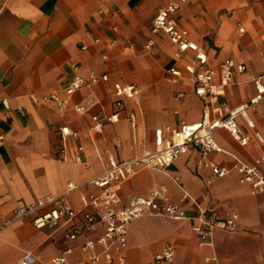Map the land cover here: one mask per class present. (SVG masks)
<instances>
[{
  "label": "crops",
  "instance_id": "1",
  "mask_svg": "<svg viewBox=\"0 0 264 264\" xmlns=\"http://www.w3.org/2000/svg\"><path fill=\"white\" fill-rule=\"evenodd\" d=\"M169 2L180 4L177 24L212 59L246 65L220 99L229 109L246 103L263 71L264 0H0V264H13L26 252L36 257L35 264H54L52 259L61 255L62 264H120L119 259L154 264L153 257L166 245L174 249L173 264H198L204 255L215 256L218 264H264V191L250 193L232 170L235 159L253 163L264 144L252 138L240 146L225 129L214 133L224 152L203 157L189 151L162 171L141 168L119 185L122 203L165 188L168 201L183 209L186 218L145 214L132 221L126 247L110 250L111 263H93L92 254L81 249L84 237L67 239L62 226L38 229L33 215L14 218L16 205L47 196H63L80 209L79 195L96 191L87 182L109 158H132L153 147L156 129L201 119L203 104L193 92V73L187 67L192 53L177 62L164 36L154 39L151 51L144 48L154 16ZM74 63L82 74H106L108 82L81 88L59 111L49 97L65 96ZM174 64L181 70L176 84L165 72ZM115 82L134 84L137 94L125 102L117 123L92 134L91 116L111 113ZM78 106L85 112L75 111ZM131 110L133 123L125 119ZM250 117L264 138V100ZM238 124L243 133L252 134L243 119ZM63 126L78 137L63 136ZM78 146L81 162L73 161ZM204 162L231 170L217 178ZM68 182L80 188L69 191ZM183 192L190 196L187 202L180 201ZM201 212L216 218L235 213L238 228L215 229L211 244L200 245L190 225ZM102 231L97 224L88 237Z\"/></svg>",
  "mask_w": 264,
  "mask_h": 264
},
{
  "label": "built area",
  "instance_id": "2",
  "mask_svg": "<svg viewBox=\"0 0 264 264\" xmlns=\"http://www.w3.org/2000/svg\"><path fill=\"white\" fill-rule=\"evenodd\" d=\"M102 1V0H98ZM184 1V0H181ZM180 9L178 2H169L161 7L154 16L151 23V37L147 39L144 48L151 51L154 48V39L160 36L167 38L174 48V58L177 62L184 59L186 53H192V64L187 65L193 73V92L201 99L203 104L202 117L194 122H181L177 128L165 126L154 132V145L150 149H143L136 156L129 159L109 158L101 173L88 180V184L96 188L89 194L79 195L80 209L74 208L63 196H47L39 198L33 203L20 207L16 205L13 213L14 218L25 215H33L32 224L38 229H54L58 226L64 228L67 239L76 240L84 237L81 249L91 253L93 263L113 261L110 254L111 249L120 250L127 245V235L132 221L145 214L160 215L175 219L186 218L183 209L178 205L170 203L165 196V188H153L146 196H131L122 203L119 194V185L127 181L141 168L164 170L168 168L179 156L189 151H198L203 157L211 153L224 152L217 144L214 133L217 129H225L232 139L240 146H246L253 138L259 144H264L261 133L255 129V124L250 113L255 111L259 103L264 100V37H262V62L263 71L254 79L255 94L246 103L228 108L223 99L226 90L231 86L239 74L247 70L246 65L240 61L224 59L215 61L204 47L189 38L188 30L180 27L176 22V16ZM102 12V11H100ZM116 28L113 27V30ZM242 30V29H240ZM72 75L64 88V97L51 94L49 100L56 104L59 111L65 109L68 98L83 87L108 82L106 74H98L89 70L86 74L80 72V66L71 64ZM171 83H178L181 70L178 66L171 65L165 70ZM111 113H96L91 116L89 132L100 133L107 123H117L120 113L124 109L125 102L131 100L137 94L134 84L112 83ZM182 93H177L181 97ZM4 107L7 102L2 100ZM214 106L213 108H211ZM78 113L85 112L82 106L75 108ZM176 113V112H175ZM214 115L215 117H212ZM134 111L125 115L128 122L135 121ZM244 120L246 126L252 130V134L241 131L238 119ZM63 136L77 138L78 133L72 131L68 126L60 129ZM4 134L0 132V142ZM73 161L81 162V147L76 148ZM212 174L217 178H224L231 169L217 164L204 162ZM232 170L238 175V181L249 187L250 193L256 194L264 191V151L256 157L253 163H246L235 159ZM68 190L79 189L80 186L68 182ZM190 199L188 193L183 192L180 196L181 202ZM48 207L45 211L36 213L40 208ZM102 226V233L98 237H88L94 232L95 225ZM191 229L199 239L200 245L211 244V235L215 229L224 231H235L238 228L237 215L235 213L216 218L201 212L198 216L191 218ZM100 247V252L96 249ZM174 249L166 245L153 257L154 264H173ZM36 257L31 252L24 253L13 264H35ZM65 258L54 257L52 263L62 264ZM120 264H126L119 259ZM198 264H218L213 255H204Z\"/></svg>",
  "mask_w": 264,
  "mask_h": 264
}]
</instances>
